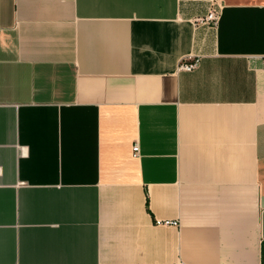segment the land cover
Instances as JSON below:
<instances>
[{
  "label": "crops",
  "instance_id": "1",
  "mask_svg": "<svg viewBox=\"0 0 264 264\" xmlns=\"http://www.w3.org/2000/svg\"><path fill=\"white\" fill-rule=\"evenodd\" d=\"M0 264H264V0H0Z\"/></svg>",
  "mask_w": 264,
  "mask_h": 264
},
{
  "label": "built area",
  "instance_id": "2",
  "mask_svg": "<svg viewBox=\"0 0 264 264\" xmlns=\"http://www.w3.org/2000/svg\"><path fill=\"white\" fill-rule=\"evenodd\" d=\"M219 16H220V11H219L218 7L216 5H213L205 16L197 19V22L205 23V24H208L210 26H216L218 24V21H219ZM198 65H199V58L194 56V55H189L181 61L180 65H179V69L186 70V71H192L195 68H197ZM133 153H134V155L139 154L138 143H135L133 145ZM165 223L178 224L177 221H172V222L171 221H165Z\"/></svg>",
  "mask_w": 264,
  "mask_h": 264
}]
</instances>
